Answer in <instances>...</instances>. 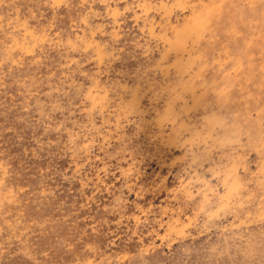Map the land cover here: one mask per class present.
Segmentation results:
<instances>
[{
  "label": "rangeland",
  "instance_id": "rangeland-1",
  "mask_svg": "<svg viewBox=\"0 0 264 264\" xmlns=\"http://www.w3.org/2000/svg\"><path fill=\"white\" fill-rule=\"evenodd\" d=\"M0 264H264V0H0Z\"/></svg>",
  "mask_w": 264,
  "mask_h": 264
}]
</instances>
